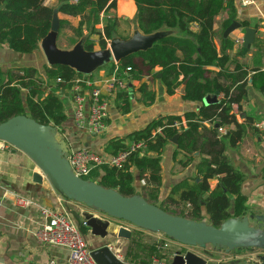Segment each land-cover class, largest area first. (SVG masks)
Here are the masks:
<instances>
[{
  "label": "trees",
  "instance_id": "obj_1",
  "mask_svg": "<svg viewBox=\"0 0 264 264\" xmlns=\"http://www.w3.org/2000/svg\"><path fill=\"white\" fill-rule=\"evenodd\" d=\"M133 1L137 6L136 23L143 34L162 30L179 33L155 42L152 49L134 54L119 64L123 70L130 68L133 77L143 75L145 70L147 74L156 70L153 79L161 81L169 96L176 95L186 82L182 99L202 105L198 110L183 114L161 115L142 130L124 138L111 139L105 146L108 154L125 150L131 142L144 143L146 153L134 154L130 164L123 169L99 167L87 180L125 197L142 196L167 213L207 221L217 228L231 218L248 216L247 198L241 193L245 176L232 165L227 150L237 148L248 128L255 125L253 116L240 123L233 105L240 111L242 104L249 101L252 90L264 95V70L232 61L224 45L219 50L215 44V22L222 14L227 15L221 25L222 36L235 21L244 29L250 28V23L239 19L235 0ZM41 3L42 0H0V45L21 55H31L40 49L41 41L51 30L55 11ZM116 7V0H78L77 3L58 0L60 14L79 19L77 27L71 26L69 20L61 19L60 30L71 29L76 39L88 33L87 51H94L97 45L106 50L113 37H123L118 32L119 19L116 17L108 18L104 27L98 29L101 15ZM93 37H97L96 42ZM136 59L141 63H135ZM44 74L48 81L41 79L39 70L34 67L8 71L0 68V123L16 116H27L58 132L63 130L67 115L62 94L70 91L76 80L91 77L67 66H46ZM57 79L62 83H56ZM140 88L144 94L148 92L146 84ZM44 93L47 95L41 98ZM216 93L221 97L218 103H203L207 96ZM118 97L126 103L123 108L126 112L129 94L119 93ZM155 99V92L148 94V104L154 103ZM222 127L228 129L226 135L219 134ZM159 129L161 133H157ZM175 138L174 162L187 168L199 155L206 172L199 178L197 190L172 192L159 205L163 185L162 158ZM136 172L140 181H146L142 187L144 194L135 187ZM212 182H216L214 187ZM173 207L180 208V213L171 211ZM142 236L132 232L125 252L126 263L153 264V258L167 260L173 254L165 248L164 241L144 244Z\"/></svg>",
  "mask_w": 264,
  "mask_h": 264
},
{
  "label": "crops",
  "instance_id": "obj_2",
  "mask_svg": "<svg viewBox=\"0 0 264 264\" xmlns=\"http://www.w3.org/2000/svg\"><path fill=\"white\" fill-rule=\"evenodd\" d=\"M116 1V9L102 15V24L98 26V29L104 27L108 18L116 17L119 19L118 32L123 36L119 37L128 38L133 32L134 26L137 25V6L133 0ZM41 4L55 9L58 8V0H42ZM236 4L239 19L248 21L250 28L256 30L254 44L244 54V28L236 30L228 38H224V34L222 36L220 30L221 35L218 40L215 39V44L219 50L224 45L227 49L226 53L232 61L239 62L248 68L264 70V0H257V6L251 8H241L237 2ZM220 17L222 15L216 19V22ZM226 17L225 14L224 20ZM58 18L59 20H69L73 27H77L79 23V19L60 13H58ZM216 22L215 33L217 31ZM125 24L131 26V31L127 35L122 34L126 31ZM194 28L197 29V27ZM63 30L59 31L57 46L62 50H70L81 39H76L74 36L71 39L73 40L71 42L72 46L62 48L59 45V38ZM86 36H89V34L86 33L83 37ZM238 39L243 40V44L238 43ZM93 40L96 42L97 37H93ZM86 43L87 41L85 46ZM94 51H101L99 45L95 47ZM135 63L140 64L141 62L136 59ZM114 64L115 62L110 61L88 76L95 83L104 85L111 75ZM46 66H49V64L41 45L40 49L31 55L17 54L6 45H0V68L3 71L34 67L39 70L41 79L47 80L44 74ZM156 72L155 70L147 74V70H145L143 75L131 76L129 89L120 93L129 94L130 96L126 112L123 109L126 103L117 94L116 97L111 99L107 122L108 129L104 134L98 136L83 134L76 129L72 94L66 91L62 98L65 100L67 121L63 125V130L58 134L67 141L69 149L86 148L105 153V146L111 139L124 138L138 130H142L161 115L183 114L198 110L201 107L202 103L184 101L182 99L183 95L178 92L174 96H169L161 81L153 79ZM158 78L160 77L158 76ZM145 84L148 88L146 94L140 88ZM151 92L156 93V99L154 103L148 104V94ZM46 95V93L42 94L41 98ZM220 98L218 97V100ZM235 112L240 123L245 122L248 116L255 117V125L248 128L243 141L237 148L227 150V156L232 165L245 176L241 193L247 198L248 216L264 217V130L256 128V124L264 123V95L252 90L249 101L242 104L240 111L235 108ZM174 149L175 144L172 143L166 148L162 158L163 185L159 205L172 192H180L185 189L197 190L199 178L206 172V166L200 162L199 155L196 156V161L187 168H183L179 162H174ZM34 174L42 176V184L33 181ZM135 177V187L137 191H142L143 185L137 172ZM215 185L216 182H212V186ZM26 201L32 202V204L25 205L23 202ZM73 203L78 204L60 195L39 167L26 154L14 148L10 151L0 150V264H50L52 261L58 264H66L69 257L68 250L48 246L42 243L36 235L47 221L43 210H67L68 206ZM99 218L109 220L111 226L113 225L112 220L105 215L103 217L99 216ZM116 231L113 229L109 237L105 239L95 237L84 229L83 234L87 236L89 233L94 237L92 246L88 242L92 250L109 246L112 252L126 263L125 247L129 240L118 239L117 241V238L115 239ZM154 236L157 241L166 242L168 240L160 233H155ZM175 254H171L165 261L168 264L171 263L172 256ZM206 260L207 264H264V250L248 249L228 253L216 249L213 253L210 252Z\"/></svg>",
  "mask_w": 264,
  "mask_h": 264
},
{
  "label": "water",
  "instance_id": "obj_3",
  "mask_svg": "<svg viewBox=\"0 0 264 264\" xmlns=\"http://www.w3.org/2000/svg\"><path fill=\"white\" fill-rule=\"evenodd\" d=\"M58 13L59 8L54 11L49 34L40 43L47 62L50 67L67 66L86 76L110 61L120 63L134 54L147 52L153 48L155 42L179 33L175 30H162L146 35L141 32L138 25H135L128 38L113 37L106 50L87 51L85 42L89 36L81 38L74 48L62 50L57 46L60 31ZM239 29H242L241 23L233 22L224 32V38H228ZM255 35V29H245L244 54L254 44ZM185 87L186 82L177 92L184 96ZM218 102V93L203 100L205 105ZM0 140L26 154L60 195L102 212L108 219L121 220L151 233L164 234L167 238L187 247L206 249L212 246L228 253L241 249L264 250V217L231 218L217 228L207 221L199 222L167 213L142 196L125 197L115 190L75 176L67 159L69 144L52 126L42 125L27 116H16L0 123ZM176 142L177 138L172 140L173 144ZM33 181L42 184L43 178L40 174H34ZM84 218L93 236L102 239L109 237L111 231L109 220L92 214H85ZM253 219L259 222V226L251 224ZM131 236L132 232L127 228H120L115 234V238L124 240H130ZM92 256L97 264H126L109 246L93 250ZM171 264H207V260L192 252L185 254L178 252Z\"/></svg>",
  "mask_w": 264,
  "mask_h": 264
},
{
  "label": "built area",
  "instance_id": "obj_4",
  "mask_svg": "<svg viewBox=\"0 0 264 264\" xmlns=\"http://www.w3.org/2000/svg\"><path fill=\"white\" fill-rule=\"evenodd\" d=\"M235 1L241 8L257 6V0ZM77 2L78 0H73V3ZM237 42L243 44V40L241 39H238ZM130 70V68L123 70L119 63H115L112 67L111 75L104 85H99L92 79H78L74 82V86L69 92L72 94L74 103L75 127L80 133L98 136L107 131L111 99L129 89V83L131 82ZM56 83H62V80L57 79ZM235 108L238 109V106L233 105L234 111ZM256 128L264 130V123L256 124ZM227 130L226 127H222L219 129V134L226 135ZM56 132L59 133L58 131ZM157 133H161V129ZM12 148L10 144L0 140V150L10 151ZM136 153H140L141 155L146 153L144 143L131 142L125 150L119 151L114 155L86 148L69 149L67 159L74 175L87 180L93 170L102 166L116 169L125 168L130 164L131 157ZM141 183L143 186L146 185L145 180H142ZM23 203L25 205L32 204L29 201ZM43 213L47 221L36 235L42 243L68 250L69 257L66 264H97L92 256L93 250L90 248L86 236L81 230V226L75 223L66 210H43ZM82 225L88 228L85 219ZM162 235L165 236L164 234ZM168 242L169 240L165 242L166 249L169 248ZM174 256L172 257L174 258ZM50 264L58 263L52 261ZM153 264L168 263L155 257L153 258Z\"/></svg>",
  "mask_w": 264,
  "mask_h": 264
},
{
  "label": "rangeland",
  "instance_id": "obj_5",
  "mask_svg": "<svg viewBox=\"0 0 264 264\" xmlns=\"http://www.w3.org/2000/svg\"><path fill=\"white\" fill-rule=\"evenodd\" d=\"M224 18H225V14L224 15L222 14V17H220L216 22V26H217V31L215 33V39L216 40H218L219 36L221 35V33H220V30L222 32V28H221L222 24L221 23L224 20ZM73 22H75V21H73ZM125 25H126L125 26L126 31L124 33H122L123 35H127L128 32L131 31V26H129L128 24H125ZM73 38H74L73 32L69 28H65L62 31L60 38H59L60 47H62V48L71 47L72 46L71 42L73 41L71 39H73ZM139 192L143 193L142 191H139ZM66 211L71 215V217L75 221V223H77L79 226H81L82 232L84 229V230H88L89 233H91L89 228H86L82 225V223L85 219L84 218L85 214H92L94 216L96 215V217H98V218H99V216L103 217V215H104L102 212L96 211L94 209H90V208L86 207L84 204H79V203L78 204L73 203L72 205H69L68 209ZM171 211H173L174 213H180L181 210H180V208H177V207L174 208L173 207L171 209ZM111 220H112L113 225L111 226L110 232H112L113 229L118 231L120 228H127L128 230H130L133 233H138V232L141 233L143 235L142 236V242L144 244H151L155 240L154 239L155 233H151V232H148L146 230L139 229V228L132 226V225H130L124 221H121V220H115V219H111ZM251 222H252V225H256L255 227L259 226V222H256V220L253 219V220H251ZM117 231L115 233H117ZM89 233L87 234L86 237H87L88 242L92 246L94 244L93 243L94 237ZM116 240L118 241V238ZM168 240H169V246L171 245V247H169V249L171 250L172 253L180 252L182 254H185L187 252H192L194 254H197V255L207 259L210 252L213 253L216 249H218L222 252L225 251V250L223 251L222 249L215 248L212 246H208V247H206V249H201L200 247H187V246H183V245L179 244L178 242H176L170 238H168ZM128 246H129V242H128V244H126L125 252L127 251Z\"/></svg>",
  "mask_w": 264,
  "mask_h": 264
}]
</instances>
